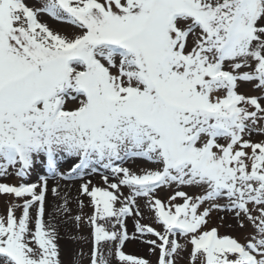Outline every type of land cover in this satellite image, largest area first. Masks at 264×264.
Returning a JSON list of instances; mask_svg holds the SVG:
<instances>
[{
    "label": "snow or ice",
    "instance_id": "snow-or-ice-1",
    "mask_svg": "<svg viewBox=\"0 0 264 264\" xmlns=\"http://www.w3.org/2000/svg\"><path fill=\"white\" fill-rule=\"evenodd\" d=\"M240 82L264 93V0H0V177L47 173L0 182L22 201L0 214V264H62L56 216L87 221L89 264H152L126 253L134 239L156 264H178L189 244L191 264H264V140L250 138L264 134V95ZM67 159L77 162L62 172ZM137 159L155 167L125 166ZM95 173L106 186L80 187L90 216L72 217L65 196L46 217L50 178ZM172 185L202 194L157 196ZM138 199L160 228L141 222ZM213 210L252 232L241 242L208 229Z\"/></svg>",
    "mask_w": 264,
    "mask_h": 264
},
{
    "label": "rangeland",
    "instance_id": "rangeland-1",
    "mask_svg": "<svg viewBox=\"0 0 264 264\" xmlns=\"http://www.w3.org/2000/svg\"><path fill=\"white\" fill-rule=\"evenodd\" d=\"M30 5H38L40 0H27ZM43 22L49 24L51 28L56 31L61 32L66 35H73L76 31L72 25L68 23L58 22L53 18L49 17L47 14L41 16ZM246 70V69H243ZM238 91L245 95H264L257 89L254 88L253 83L251 82H240L238 86ZM264 103V100H262ZM246 139L249 137L246 136ZM254 142H258L260 140H264V134H253L250 137ZM224 142L223 140L221 141ZM77 161L74 159H67L62 161L59 164V168L62 172H67L71 166ZM125 166L132 168L134 171H139L141 168L146 167H155V165L149 164L144 160L137 159L135 161H129ZM10 173L8 176L0 177V182H5L9 184H19L21 182L26 183H34L39 180L38 174L46 175V169L42 164H37L35 169L32 171L29 179L21 178L14 174V170L10 169ZM35 172V173H34ZM106 173H95L89 174L84 179L73 178V179H60L50 178L48 181V192L46 194V217L49 213H53V209L60 205L63 202V198L67 196L69 200V207L71 208V216L74 217L77 214H83V216L87 217L93 213L92 205L90 204V198L87 195H82L80 192L81 184L84 180H91L94 185L106 186L102 180V175ZM32 177V178H31ZM59 185V197L54 196L52 193V188ZM185 191L189 195L196 196L202 194L201 189L198 187H189V186H180L172 185L171 187H162L158 189L157 196L166 201L168 198L176 191ZM125 195L128 194V189H123ZM83 201V207L81 208L79 205V201ZM12 202H22L17 201L16 198L9 194H0V214L6 215L9 205ZM138 202L141 206V210L144 213V217L142 219V223L153 224L155 222L154 215L149 212L145 207V202L143 199H138ZM176 203H182V199L177 198ZM225 201L221 200L219 203H224ZM207 206V205H205ZM33 215H35V210H31ZM21 214L20 210H17V215ZM54 222L57 224L59 231L58 244L60 247V257L62 260V264H74L76 259H79L80 264H89V257L92 249V229L87 224L86 220H82L80 222L79 227H77L74 219H70L67 216H56ZM157 223V222H155ZM127 227L130 233L135 231L134 228V218L129 217L127 219ZM155 227L160 228L159 224H156ZM206 227L209 229L210 227H217L218 231L222 232V235H231L241 242H244L245 238L249 236L252 232V226L245 223V227L241 228L235 218L234 214L227 211H217L213 210L208 218V223ZM145 239H155L153 236L145 237ZM135 241L139 243V245L135 248ZM183 243V239L180 240ZM149 245L142 242L140 239L130 240L125 243L124 250L127 254L136 255L140 257H144L149 259L152 264H156L157 256L153 252L149 250ZM178 258H183L179 260L182 264H191L190 261V253H191V245L189 244L187 248L182 251ZM112 264H117L115 257L112 258Z\"/></svg>",
    "mask_w": 264,
    "mask_h": 264
},
{
    "label": "bare ground",
    "instance_id": "bare-ground-1",
    "mask_svg": "<svg viewBox=\"0 0 264 264\" xmlns=\"http://www.w3.org/2000/svg\"><path fill=\"white\" fill-rule=\"evenodd\" d=\"M0 206H2V205H0Z\"/></svg>",
    "mask_w": 264,
    "mask_h": 264
}]
</instances>
